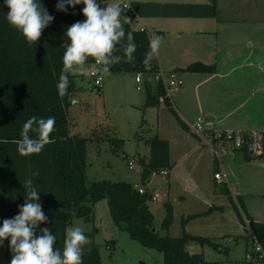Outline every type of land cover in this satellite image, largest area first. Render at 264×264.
Here are the masks:
<instances>
[{
	"label": "trees",
	"instance_id": "obj_1",
	"mask_svg": "<svg viewBox=\"0 0 264 264\" xmlns=\"http://www.w3.org/2000/svg\"><path fill=\"white\" fill-rule=\"evenodd\" d=\"M107 0H98L103 5ZM54 20L43 30L40 40L29 45L22 34L11 27L6 14L9 11L0 0V226L4 219L13 218L24 204L26 190L24 182L31 179L39 191L42 210L48 217L47 223H41L36 230L40 235V228H49L56 235L55 247L63 249V241L67 226L74 217L85 221L94 218L95 204L106 199L113 222L125 229L129 236L144 247L154 248L163 255V264H221L217 260H207L201 251L190 252L188 245L192 242L202 246H210L216 251L228 253V247L219 240L203 235L191 234L183 230L180 235H162L153 226L154 214L149 202L153 199L151 191L145 189L139 192V186L129 181L94 180L86 181L87 142L93 138L71 132V120L68 115L72 95L76 90V75L70 76V86L67 94H58L57 83L63 67L62 58L69 43L65 32L67 27L77 21H83V4L67 7V11L56 8L57 0H40ZM132 6L140 17L142 16H186L212 17L217 15V0L206 2H153L132 0ZM122 11L121 17L124 15ZM120 17V18H121ZM132 32L136 51L134 59L129 61L121 46L115 53L121 57L119 63L114 64L110 73L142 72L147 78L158 71L157 57L145 64V53L149 50L151 36L148 30L139 28L125 29ZM156 35L161 34L156 31ZM95 60L89 58L86 65ZM182 70L191 72H212L215 65L200 61L188 64ZM145 106H154L160 96L165 95L163 85L158 82L152 87L146 81ZM170 111L183 128L187 125L180 119L175 110ZM32 116L38 118H55V131L51 133L54 141L45 146L39 154L27 157L17 152L16 141L21 139L23 124ZM246 139L250 138V131L242 130ZM264 133V131H260ZM30 135L35 138L34 133ZM138 135V133H137ZM113 149H120L124 139L109 137ZM150 151L148 157L134 156L132 159L140 166L141 182L145 184L153 172L170 169V145L167 139L157 134L147 139ZM243 152L248 155L246 149ZM249 156V155H248ZM126 157V155H124ZM39 173V175H34ZM221 192L228 196L230 204L236 213L240 224L248 225L252 234L264 249V221H257L251 217L245 204L244 197L231 196L226 184H222ZM61 209H63L61 211ZM195 215L182 219L185 222ZM173 221L172 207L165 204V214L161 228L168 230ZM87 236L88 233H85ZM250 240V237L248 238ZM9 239L4 240V264H10L12 252ZM114 244L108 240L107 244ZM83 264H102L100 244L90 242L83 246ZM232 261V264H241Z\"/></svg>",
	"mask_w": 264,
	"mask_h": 264
},
{
	"label": "crops",
	"instance_id": "obj_2",
	"mask_svg": "<svg viewBox=\"0 0 264 264\" xmlns=\"http://www.w3.org/2000/svg\"><path fill=\"white\" fill-rule=\"evenodd\" d=\"M152 1L206 2L209 0ZM106 2L104 1L103 5H106ZM246 13L249 17H245ZM259 13H264V0H217V15L212 17L152 16L153 23L163 28L156 31L163 35V46L173 57V59L162 58L160 50L156 55L158 68L164 71L176 69L184 79L183 87L176 96L171 100L160 96L154 106L158 111L163 112L164 108L161 104H165L167 112L172 115L170 107L173 108L188 129L183 128L174 115L180 127L174 124L165 126V130L157 127L155 134L169 141L172 167L167 169L166 176L160 174L167 182V188L152 185L151 189L147 187L145 189L152 192L155 197L152 200L161 199L164 214L165 204L172 207L173 221L166 234H173L171 231L176 218L182 226L183 218L195 215L185 222L184 228H180L181 233L185 230L191 234L213 237L228 247V253L232 242L245 241L248 244L250 240L246 235H252V232L248 225L240 224L237 216L233 215L228 196L221 192L222 184L227 185L234 199L238 195L244 197L248 212L253 219L264 221V210L257 212V216L254 215L246 201L250 191L242 190L240 183V188L234 190L233 182L223 181V177L227 178L225 160L220 156L213 157V152L208 151L209 146L199 135L192 132L191 128L195 118L201 115L206 121V126L215 130L264 131V67L261 65V68L254 69L252 62L254 57L264 59V42L258 40L261 38L258 35L264 27L260 25L263 19H250L257 17ZM138 23L139 26L143 24L141 19ZM196 61L208 65L214 64L215 70L212 72L182 70ZM151 85L155 87L153 80ZM144 86L146 87V81ZM141 130L143 131L144 128L140 129L137 137L146 144V148L138 151V156L148 157L149 137L146 138L142 134L144 137L141 138ZM162 131L165 134H161ZM229 147L230 149H227V146H223L221 154L229 153L236 164L240 161L238 152L249 157L243 151L234 149L230 145ZM207 165L209 167L214 165L213 177L202 174V166L207 167ZM216 172H220L222 177L216 178ZM154 174L159 173L153 172L151 176L153 177ZM235 181L238 183V180ZM0 245L3 248L2 264H4L5 246L4 243ZM188 250L205 253L204 246L195 242L188 245ZM207 260L224 262L219 258ZM241 260L234 258L230 261Z\"/></svg>",
	"mask_w": 264,
	"mask_h": 264
},
{
	"label": "rangeland",
	"instance_id": "obj_3",
	"mask_svg": "<svg viewBox=\"0 0 264 264\" xmlns=\"http://www.w3.org/2000/svg\"><path fill=\"white\" fill-rule=\"evenodd\" d=\"M109 3H112V0H107L106 4ZM239 7L241 8V5ZM246 16L249 17L247 13ZM120 19L124 29L139 27L138 22H128L124 17ZM152 19V15L141 17V21L147 27L151 38L156 35V30H163V28L156 26ZM250 19H263V23L260 25L264 27V13H259L257 17ZM261 33L258 35L261 37L258 40L261 39L264 42V30ZM163 44L162 42L159 49V52L160 50L162 52L161 57L173 59L167 53V49ZM252 62L254 69L261 68V65L264 67V59L254 57ZM135 77V73L129 72L110 73L104 75L101 86L96 87L93 85L92 80L86 76L85 71L82 75H76L77 87L72 95L68 115L72 123L71 132L73 134L93 138L87 142L85 169L87 183L106 179L129 181L135 186L150 189L152 185L167 188V182L160 174H154L149 181H146L145 184L142 183L140 166L135 163L133 168H130L128 164L130 158L137 156L138 151L146 148V144L137 137V133L142 127L145 131L141 130V135L144 134L146 138L155 134L157 127L162 128V130H165L167 125L172 126L174 124L176 127H180L173 115L167 112L165 104H161L164 108L163 112L158 111L155 106L144 105L146 89L143 84L141 89L137 88ZM161 134L165 133L162 131ZM144 136L142 135L141 138ZM109 137L124 139L122 147L114 150L108 140ZM225 146L230 149L229 144ZM207 148L208 151L211 150L210 147ZM125 154L128 156L124 157ZM238 155L240 161L239 164H236L229 153H220L219 156L225 160L227 165V178L223 177V181L228 182L230 180L233 182L234 190L240 188V183L242 190L250 191L247 195V205L249 210L257 216V212L264 210V155L245 157L241 152H238ZM214 171V165H210V167L209 165L207 167L202 166V174L205 176L211 175L213 177ZM235 180H238V183ZM149 204L154 214V228H157L156 230L160 234H166L167 230L162 229L160 224L164 217L161 199L151 200ZM94 208L93 220L85 221L74 217L68 227L79 226L84 232H89L87 235L88 243L96 242L100 244L102 264H163L162 252L142 246L139 242L133 240L125 229L118 227L113 222L106 199L100 200ZM232 211L233 215H236L234 210ZM180 228L182 226H180L179 219L176 218L171 236L180 235ZM246 237L249 238L251 235H246ZM108 240H114V244H107ZM250 243L247 244L245 241L232 242L230 243L231 250L229 253L216 251L206 245L204 246V256L206 259L219 258L229 263L234 258L244 260L246 252L251 247ZM2 260L3 248L0 245V264H2Z\"/></svg>",
	"mask_w": 264,
	"mask_h": 264
},
{
	"label": "clouds",
	"instance_id": "obj_4",
	"mask_svg": "<svg viewBox=\"0 0 264 264\" xmlns=\"http://www.w3.org/2000/svg\"><path fill=\"white\" fill-rule=\"evenodd\" d=\"M4 3L9 9L6 14L8 24L19 31L29 45H36L43 30L54 20L40 0H4ZM80 4L84 5L82 14L85 19L73 23L65 32L69 43L63 54V67L56 86L61 97L67 94L71 83L69 77L82 75L90 57L101 66L100 72L108 75L111 67L121 60L115 54L119 50L118 45L129 61L134 59L136 51L132 32L126 33L121 23L123 9L120 3L101 6L98 0H57L56 8L66 12L67 7ZM162 40L159 35L150 39L145 64L155 58ZM54 131V117H30L23 124L21 139L16 141L18 154L27 157L41 153L46 145L54 142L51 139ZM30 133H34L35 138ZM32 184L31 179L24 182V204L19 207L17 215L4 219L0 226V244L10 238L9 247L13 254L10 264H83V246L88 243V237L81 227L66 229L62 250L55 247L57 237L49 228H40V235L36 234L40 224L48 222V217L39 202V191Z\"/></svg>",
	"mask_w": 264,
	"mask_h": 264
},
{
	"label": "built area",
	"instance_id": "obj_5",
	"mask_svg": "<svg viewBox=\"0 0 264 264\" xmlns=\"http://www.w3.org/2000/svg\"><path fill=\"white\" fill-rule=\"evenodd\" d=\"M112 3H120L124 15L123 17L128 22H139L141 17L138 15L134 7L132 6L129 0H112ZM140 30H148L144 24L139 26ZM100 67L95 63V61L86 65L85 74L89 77L93 85L96 87H100L103 81V76L100 72ZM154 81V83L160 82L165 90V98L171 100L174 96H176L182 89L184 84V79L181 73L172 69L169 71H164L158 69L153 74H150L147 78L145 74L139 72L136 74L135 81L137 83V88L141 89L142 84L144 85V81ZM192 132L196 133L201 137L203 142L207 144L215 157H219L223 146L229 144L232 148L243 151L246 149L248 155L250 157H257L264 155V133L260 132H251L250 138L246 139L242 130H230V129H212L206 126V121L203 116L199 115L195 118L192 124ZM129 167L133 168L135 162L133 159H129L128 161ZM159 174L166 176L168 170L166 168L161 169ZM216 178H221L222 174L220 172L215 173ZM145 188L143 186H139V192H144ZM155 197L153 196V199ZM250 249L246 252L245 259L241 262V264H264V249L258 242L257 238L254 234L250 237ZM221 264H232L229 262H221Z\"/></svg>",
	"mask_w": 264,
	"mask_h": 264
}]
</instances>
